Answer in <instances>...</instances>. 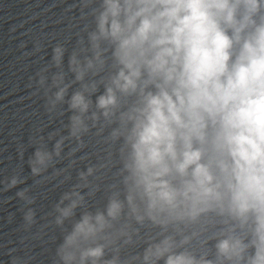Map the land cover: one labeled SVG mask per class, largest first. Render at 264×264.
<instances>
[{
    "label": "clouds",
    "instance_id": "9594fccd",
    "mask_svg": "<svg viewBox=\"0 0 264 264\" xmlns=\"http://www.w3.org/2000/svg\"><path fill=\"white\" fill-rule=\"evenodd\" d=\"M85 10L71 51L57 43L34 78L50 117L70 113L52 149L31 140L35 184L64 185L78 161L57 162L99 146L48 213L62 237L53 264H264V0H81ZM29 192L16 196L32 205ZM35 216L29 207L25 228Z\"/></svg>",
    "mask_w": 264,
    "mask_h": 264
}]
</instances>
